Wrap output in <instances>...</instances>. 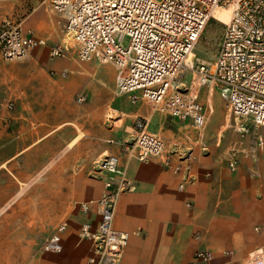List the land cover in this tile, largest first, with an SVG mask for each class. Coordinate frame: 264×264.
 Returning a JSON list of instances; mask_svg holds the SVG:
<instances>
[{"label":"crops","instance_id":"obj_1","mask_svg":"<svg viewBox=\"0 0 264 264\" xmlns=\"http://www.w3.org/2000/svg\"><path fill=\"white\" fill-rule=\"evenodd\" d=\"M5 20L43 42L27 58L0 56V226L35 227L42 223L36 211L55 230L67 223L63 251H44L38 264H99L91 262L94 241L81 234L84 224L96 230L97 206L84 211L80 204L105 191L107 175L97 162L109 154L119 157L133 185L114 210V228L128 235L118 264H206L195 258L199 250L212 252L219 264H247L264 255V138L256 128L240 137L220 91L219 97L213 85L197 88L207 113L206 128L199 130L147 100L133 103L118 92L119 72L109 86L91 65L96 58L52 56L65 35L48 0H0V24ZM191 79L189 72L184 84ZM217 115L223 121L211 129ZM138 120L164 141L170 165L165 154L139 161L128 152L126 144L141 130ZM232 148L239 151L235 169L229 166ZM180 157L192 176L182 190L183 174L175 170ZM23 194L42 197L17 202ZM13 236L5 241L14 243Z\"/></svg>","mask_w":264,"mask_h":264},{"label":"built area","instance_id":"obj_2","mask_svg":"<svg viewBox=\"0 0 264 264\" xmlns=\"http://www.w3.org/2000/svg\"><path fill=\"white\" fill-rule=\"evenodd\" d=\"M50 9L59 17L65 40L51 50L62 56L74 44L80 61L93 58L112 63L118 73L119 93L129 94L131 101L140 99L161 107L172 116L204 130L207 113L199 101L197 88L210 83L218 85L226 108L241 138L251 133L249 124L264 127V0H48ZM217 7L231 10L214 62L194 54L196 46ZM127 39V46L124 44ZM42 41L27 35L20 24L5 20L0 24V56L5 60L27 58ZM192 73L189 85L183 82ZM85 101L79 96L78 102ZM1 107V104H0ZM6 107L13 109V104ZM257 146L262 138H257ZM128 152L139 161L166 155L170 165L172 154L165 153V143L157 135L141 129L126 144ZM238 149L232 148L229 166H237ZM184 157V156H183ZM183 157L175 165L183 174L179 189L192 181L190 164ZM116 155H105L97 168L107 178L105 191L95 202H83L88 211L96 204L100 216L97 228L81 227V234L94 241L96 257L91 262L118 264L128 242L125 232L114 228V210L121 193L133 185L120 168ZM62 222L46 239L45 252L63 251ZM195 258L206 264H219L214 254L199 250ZM247 264H264V255Z\"/></svg>","mask_w":264,"mask_h":264},{"label":"rangeland","instance_id":"obj_3","mask_svg":"<svg viewBox=\"0 0 264 264\" xmlns=\"http://www.w3.org/2000/svg\"><path fill=\"white\" fill-rule=\"evenodd\" d=\"M224 31V25L219 23L218 21L211 19L197 46L195 49L196 56L207 61V62H214L220 40L222 37ZM63 43V40L60 44ZM124 44L127 46V39L125 40ZM66 55L69 57L73 55L78 58L76 47L74 44L69 45V50L66 51ZM79 59V58H78ZM91 65L93 67H96L100 74H102V77H104L105 81L108 83L109 86H111L112 83V77L113 73L119 72L114 69L112 65L109 64H100V62L97 59H93L91 61ZM209 85H213L214 92L216 95L220 96L219 94V88L218 85L215 83L207 84L205 87H208ZM204 87V88H205ZM200 89L203 87H199ZM201 91V90H200ZM204 91V90H203ZM117 95V93H116ZM215 95V96H216ZM201 100L206 102L207 96H204V94L200 93ZM121 100H124V97L120 98ZM216 99H214L215 101ZM216 104V101H215ZM223 121L222 118H218L217 116H213V119L210 123V128L213 129L220 125V123ZM227 125L230 128V125H232V122L228 120L227 117ZM145 126V122L143 120L137 121V128L143 129ZM234 128V126H232ZM251 132H254L255 127H250ZM255 133V132H254ZM256 133H260L263 135L264 138V127L256 128ZM36 190H42V187H38ZM42 196L39 195H27L23 194L20 195L16 201H27V198L29 200L33 199H41ZM37 217L42 218V222L39 225L33 226H20L15 225V227L11 226L9 223H6L3 226H0V264H38L39 258L42 256L44 250L43 245L46 239L50 236V234L55 230L56 225L48 224V220H43V212L36 211ZM20 219V218H19ZM20 222V221H19ZM44 223V224H43ZM15 224H18V222H15ZM14 235V236H13ZM14 237L15 242L14 243H8L7 239H10L11 237ZM14 250V253H8L11 250ZM10 254L13 256L11 257Z\"/></svg>","mask_w":264,"mask_h":264},{"label":"bare ground","instance_id":"obj_4","mask_svg":"<svg viewBox=\"0 0 264 264\" xmlns=\"http://www.w3.org/2000/svg\"><path fill=\"white\" fill-rule=\"evenodd\" d=\"M214 16L216 18H218L220 21H218L217 19H214L216 21H218L221 24H226L227 22H229L230 20V15H231V10L229 8L226 7H217L214 11ZM196 56V52H194V54H191L192 56ZM209 87V86H208ZM220 97V96H219ZM216 101V100H215ZM216 107V106H215ZM218 109V108H217ZM210 122V121H209ZM216 128V127H215ZM218 128V127H217Z\"/></svg>","mask_w":264,"mask_h":264}]
</instances>
